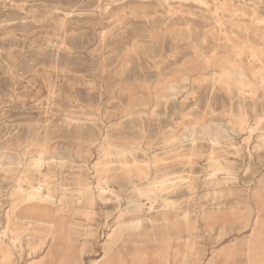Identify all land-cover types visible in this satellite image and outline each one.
<instances>
[{"label": "rangeland", "instance_id": "rangeland-1", "mask_svg": "<svg viewBox=\"0 0 264 264\" xmlns=\"http://www.w3.org/2000/svg\"><path fill=\"white\" fill-rule=\"evenodd\" d=\"M137 204L145 264H264V0H0V264Z\"/></svg>", "mask_w": 264, "mask_h": 264}, {"label": "bare ground", "instance_id": "bare-ground-1", "mask_svg": "<svg viewBox=\"0 0 264 264\" xmlns=\"http://www.w3.org/2000/svg\"><path fill=\"white\" fill-rule=\"evenodd\" d=\"M210 98V97H209ZM40 173V172H39ZM90 183V182H89ZM156 183V182H155ZM151 184V183H150ZM100 185V184H99ZM154 185V184H153ZM79 187V186H78ZM89 187V186H88ZM96 187V186H95ZM101 187V185L99 186ZM20 188V187H19ZM81 189V187H79ZM23 189V188H22ZM92 190V189H90ZM108 190V189H107ZM26 191V190H25ZM32 191V190H31ZM98 191V190H97ZM102 191V190H101ZM150 191V190H149ZM30 192V191H28ZM37 192V189L31 193L34 195ZM90 192V191H89ZM93 192V191H92ZM104 192V190H103ZM23 193V192H22ZM107 193V192H106ZM149 193V192H148ZM153 193V192H152ZM147 194V193H146ZM155 194V193H154ZM152 194V197L149 199L148 210H153L154 205L157 202V197ZM89 195V194H88ZM93 195V194H92ZM99 195V194H98ZM100 196V195H99ZM91 195L89 196V198ZM35 197H24L20 202L24 208L29 207L28 204L35 201ZM77 198V197H76ZM78 199V198H77ZM81 199V198H80ZM72 200V199H71ZM70 200V201H71ZM91 200V199H89ZM62 201V199H61ZM82 201V200H81ZM88 201V200H87ZM79 202V201H78ZM14 203V202H13ZM63 203V202H62ZM81 203V202H80ZM58 204V203H57ZM15 205V204H14ZM62 205V204H61ZM74 205V204H73ZM76 206V205H75ZM129 206V205H128ZM80 207V206H79ZM141 206L139 204L133 206L131 209L125 208L121 211V215L125 218L123 221H120L116 224V226L112 230V234L110 236V240L106 243L107 245L103 248V252L100 254L101 257L98 260H94L91 262L92 264H145L144 260L136 259L131 253L132 246L137 243L139 240H143L145 237H149L152 240V237L148 234L145 235L144 230L146 228L143 225V220L140 217H127L131 213L137 211ZM23 208V209H24ZM58 208V207H57ZM70 208V207H69ZM83 208V207H82ZM19 209V208H18ZM79 209V208H78ZM75 210V209H74ZM82 210V209H81ZM15 212V211H14ZM70 212V211H69ZM74 212V211H73ZM59 213V212H58ZM79 213V212H78ZM15 214V213H14ZM69 214V213H68ZM72 216V215H71ZM74 216V215H73ZM76 216V215H75ZM51 218V217H50ZM144 218V217H143ZM28 220L27 222L33 221L29 217H17V220ZM22 221V222H23ZM53 225V248L50 253L51 258H54L53 262L50 264H70L69 253H70V245L68 235L64 231V227L62 224L52 220ZM67 225V224H66ZM71 225V224H70ZM151 226V225H150ZM68 229V227H67ZM82 230V228H80ZM7 230H3L0 232V242L2 237H6ZM73 238V237H72ZM13 239V238H12ZM16 240V239H15ZM18 240V239H17ZM17 243V242H16ZM89 243V242H88ZM12 244V243H11ZM85 244V243H84ZM6 246V245H5ZM87 247V244L85 245ZM84 247V246H83ZM89 247V246H88ZM47 248V247H46ZM80 248V247H79ZM85 248V247H84ZM87 249H85L86 251ZM45 253V252H44ZM81 253V252H80ZM11 252L6 247V258L10 256ZM83 254V253H81ZM80 254V255H81ZM230 254V253H229ZM232 254V253H231ZM72 255V254H71ZM80 255H78L80 257ZM11 257V256H10ZM50 257V256H49ZM154 257V256H153ZM74 263V262H72ZM76 263V262H75ZM74 263V264H75ZM83 263V262H82ZM89 263V262H88Z\"/></svg>", "mask_w": 264, "mask_h": 264}]
</instances>
